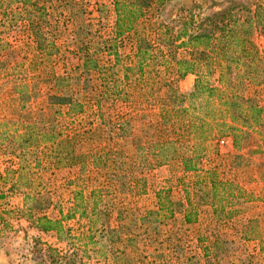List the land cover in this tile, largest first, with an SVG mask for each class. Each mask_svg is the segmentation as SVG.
<instances>
[{"label":"rangeland","instance_id":"rangeland-1","mask_svg":"<svg viewBox=\"0 0 264 264\" xmlns=\"http://www.w3.org/2000/svg\"><path fill=\"white\" fill-rule=\"evenodd\" d=\"M233 1L252 9L256 0ZM43 2L45 21L37 38L44 44L52 42L53 47H45L43 55L38 53L41 57L19 6L17 18L16 2L12 0L0 12V264H50L48 246L61 255L63 264H264V56L255 61L257 70L239 90L261 107L258 122L245 129L238 147L232 146L228 135V145L213 141L214 147L195 160V170L184 171L179 159L173 157L143 170H128L127 164L126 171L119 163L95 166L90 157L66 163L64 154L71 149L75 153H97L102 150L96 144L113 140L98 139L97 133L94 140L82 137L76 142L63 141L56 161L41 155L39 164L34 165L38 149L48 145V137L41 136V131L70 137L93 127L99 119L97 110L105 120L108 116L111 120L124 115L129 118L134 133L128 146L139 141L144 147L141 152L130 149L132 158L143 151L144 155L158 136L163 137L158 132L148 134L155 127L159 111L150 97L129 86L125 101L96 102V72L76 66L80 64L74 54L78 47L91 53L98 45L95 58L100 64L112 59L101 46L113 37L111 0ZM227 2L166 0L158 15L177 29L176 17L187 8L203 16ZM180 8L185 10L179 12ZM252 39L264 51V36L254 32ZM117 45L120 75L122 67L130 63V42L123 39ZM180 54L176 51V56ZM147 71L145 76L156 80L159 92L168 87L180 94L191 90L194 75L176 76L171 62L160 66L159 73ZM214 78L215 73L209 77L212 82ZM18 90L22 95L19 99ZM53 92L70 96L80 108L50 105L48 93ZM20 150L27 152L22 161ZM149 157L155 162L154 156ZM208 168L214 169L216 179L230 181L223 189V204L231 209L227 214L212 211L209 204L208 188L201 183ZM93 188H100V197L97 210L90 216L86 200ZM75 191L80 192L77 199ZM217 192L222 193V189L217 188ZM165 198L168 206L157 215H149L148 231L136 228V217L155 209L157 200ZM75 200L85 207L84 214L75 212L62 220L69 231L64 230L61 238L34 227L35 216L59 218L70 211ZM187 210L194 215L191 222L183 220ZM88 217L93 227L117 228L111 235L103 232L99 236L95 251L82 248Z\"/></svg>","mask_w":264,"mask_h":264},{"label":"trees","instance_id":"trees-1","mask_svg":"<svg viewBox=\"0 0 264 264\" xmlns=\"http://www.w3.org/2000/svg\"><path fill=\"white\" fill-rule=\"evenodd\" d=\"M11 1L0 0V12H4ZM14 1L17 4V18L19 6V10L25 12L26 27L34 36L37 54L43 55L45 47H53L52 42L44 44L37 38L39 28L45 21L46 10L43 1L49 0ZM165 1L111 0L114 12L113 37L104 41L101 46L108 54H112V59H106L105 63L100 64L95 58V52L99 50L98 45L93 47L91 53L88 50L83 51L82 47H78L74 52L78 62L80 61L76 66L79 65L83 71L93 69L97 74L99 91L96 102L100 99L110 100L112 103L117 100L125 101L128 98L129 86L133 88L131 90H140L145 98L150 97L159 107L158 120L155 127H152L153 131L148 134L158 132L162 133L163 137L158 136L156 140L151 141V147L148 150L145 148L147 152L144 155L143 151L132 158L130 149L141 152L144 147L139 141L133 146H128L127 143L132 140L134 133L129 118L124 115L111 120L108 116L105 120L102 113L97 110L96 115L99 119L95 125L74 132L70 137L63 138L58 132L51 135L48 131H41V136L48 137V145L38 149L36 153L39 156L34 155V165L39 164L41 155L56 161L60 157L63 141L76 142L84 137L94 140V136L99 134L98 139L113 140L110 144L104 142L101 144L102 141L96 144L102 150L97 153H75L71 149L64 154L66 163L72 164L79 160L83 162L90 157L95 166L105 164L109 167V164L119 163L122 171H126L127 164L130 166L128 170H131V167L143 170L145 166L163 162L166 157H173L179 159L184 171L195 170V160L207 148L214 147L217 138L228 135L232 146L238 147L239 139L246 133L245 129L258 122L261 107L250 97L242 95L239 90L251 80L250 76L257 70L255 61L264 56V51L261 52L252 39L254 32L264 36V0H256L252 3V9L246 4L228 0L220 9L203 16L199 12H194L191 7L187 8L185 13H179L185 10L180 8L176 17L177 29L159 18L158 12ZM123 39L130 42L131 59L128 65L122 67L119 75L116 68L119 64L116 47ZM178 50L181 54L176 56ZM40 54L38 55L41 57ZM166 62L172 63L176 76L194 75L190 91L180 94L168 87L166 91L159 92V86H155L156 80L145 76L147 69L159 73L160 66ZM214 73L215 78L212 82L209 77L211 78ZM21 97L18 90V99ZM48 103L56 106L66 105L69 110L80 108V103L61 93H48ZM26 153L18 151L21 161ZM126 156L133 161L126 160ZM149 156H154L155 162H150ZM135 158L139 161L136 162ZM203 173L206 180L201 183L208 188L212 211L227 214L231 209L225 208L223 204L225 199L223 189L226 185L229 186L230 181L216 179L213 168H208ZM217 188L222 189V193H218ZM99 191L100 188L91 189L90 200H86L90 216L97 210ZM74 196L77 199L80 192L75 191ZM74 202L76 205L74 203L70 211L59 218L45 215L32 217L34 227L41 232L51 231L57 238H61L64 230L69 231L62 225V220L71 218L75 212L84 214L85 207L77 205V200ZM168 204L166 198L158 199L155 209L146 210L136 217L135 221L138 222L136 228L139 226L141 231L147 232L149 215H157ZM183 216L185 222L194 220L190 210L185 211ZM86 224L83 250L90 247L88 249L95 251L94 246L103 232L111 235L117 230L110 227L106 229L93 227L89 217ZM121 226L120 224L117 227ZM151 228L156 230L155 227ZM46 251L50 264H63L61 255H58L54 248L48 246Z\"/></svg>","mask_w":264,"mask_h":264},{"label":"built area","instance_id":"built-area-1","mask_svg":"<svg viewBox=\"0 0 264 264\" xmlns=\"http://www.w3.org/2000/svg\"><path fill=\"white\" fill-rule=\"evenodd\" d=\"M217 143L219 145H228L229 144V137L224 135L217 139Z\"/></svg>","mask_w":264,"mask_h":264}]
</instances>
